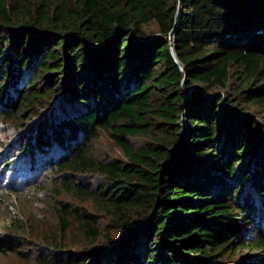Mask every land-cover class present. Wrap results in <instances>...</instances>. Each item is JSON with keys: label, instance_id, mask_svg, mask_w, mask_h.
Wrapping results in <instances>:
<instances>
[{"label": "trees", "instance_id": "obj_1", "mask_svg": "<svg viewBox=\"0 0 264 264\" xmlns=\"http://www.w3.org/2000/svg\"><path fill=\"white\" fill-rule=\"evenodd\" d=\"M0 121L39 264H264V0H0Z\"/></svg>", "mask_w": 264, "mask_h": 264}, {"label": "rangeland", "instance_id": "obj_2", "mask_svg": "<svg viewBox=\"0 0 264 264\" xmlns=\"http://www.w3.org/2000/svg\"><path fill=\"white\" fill-rule=\"evenodd\" d=\"M14 124L0 121V132L5 131V137H1L3 141L0 145V238L2 236L19 237V241L15 250L4 249L5 251L0 253V264H39L37 260L38 253L42 254L45 252V241L48 235L55 232L57 228V216L54 212V206L51 205L52 198L48 193L42 191L48 185V182L43 179L35 186L28 187L26 190L20 191H6L9 184L12 182L13 185L20 186L21 181L16 180L19 178H26V183L33 182L36 176L29 174L25 167L19 169V176H15V170L10 169L12 163H16L19 160H10L12 150H8V157H5L4 152L5 145L15 138L16 132L18 131ZM98 147L104 152L108 153L111 157L120 158L121 153L115 147V145L105 135H101L99 138ZM6 151V150H5ZM7 152V151H6ZM14 151L13 153H15ZM9 161L8 164H4ZM19 163L17 164L18 167ZM15 177V178H14ZM35 177V179H34ZM34 179V180H33ZM16 180V181H15ZM16 182V183H15ZM24 183V182H22ZM21 183V184H22ZM4 187V188H3ZM11 187V186H10ZM9 187V188H10ZM4 189V190H2ZM11 189V188H10ZM12 189H16L12 186ZM54 199V198H53ZM69 201L74 204H79L86 207L90 211H95V205L90 201H76L70 195L65 193L61 194L55 200ZM65 203V202H63ZM4 221V222H3ZM11 221L15 225L12 228H7L6 225ZM106 223V222H105ZM25 225V226H23ZM112 235H115L117 231H111ZM76 236L75 240H71V236ZM67 236V243L65 245L68 252H76L80 248L82 243L77 231H70ZM100 245V242L94 243ZM38 248H43L41 251ZM31 251V253H29ZM23 252H27L23 255ZM260 253H250V255H256ZM246 256V254L242 255Z\"/></svg>", "mask_w": 264, "mask_h": 264}, {"label": "water", "instance_id": "obj_3", "mask_svg": "<svg viewBox=\"0 0 264 264\" xmlns=\"http://www.w3.org/2000/svg\"><path fill=\"white\" fill-rule=\"evenodd\" d=\"M171 51H172V56L175 57V56H174V53H173V48H172V47H171Z\"/></svg>", "mask_w": 264, "mask_h": 264}]
</instances>
